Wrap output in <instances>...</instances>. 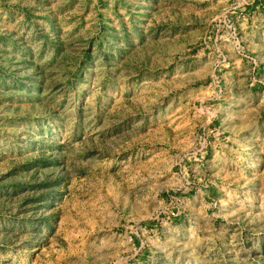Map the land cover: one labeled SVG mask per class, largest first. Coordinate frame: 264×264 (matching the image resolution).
<instances>
[{
    "label": "rangeland",
    "instance_id": "1",
    "mask_svg": "<svg viewBox=\"0 0 264 264\" xmlns=\"http://www.w3.org/2000/svg\"><path fill=\"white\" fill-rule=\"evenodd\" d=\"M0 264H264V0H0Z\"/></svg>",
    "mask_w": 264,
    "mask_h": 264
}]
</instances>
